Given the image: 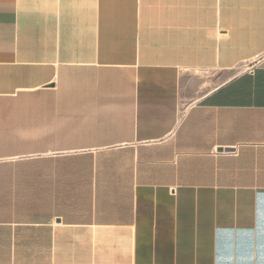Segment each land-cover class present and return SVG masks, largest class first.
Returning <instances> with one entry per match:
<instances>
[{"label": "crops", "instance_id": "crops-1", "mask_svg": "<svg viewBox=\"0 0 264 264\" xmlns=\"http://www.w3.org/2000/svg\"><path fill=\"white\" fill-rule=\"evenodd\" d=\"M0 264H264V0H0Z\"/></svg>", "mask_w": 264, "mask_h": 264}]
</instances>
